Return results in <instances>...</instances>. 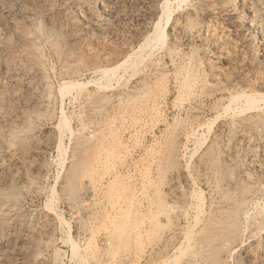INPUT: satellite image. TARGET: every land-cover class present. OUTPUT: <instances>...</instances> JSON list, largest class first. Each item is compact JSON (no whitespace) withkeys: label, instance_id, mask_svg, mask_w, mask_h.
Returning <instances> with one entry per match:
<instances>
[{"label":"rangeland","instance_id":"1","mask_svg":"<svg viewBox=\"0 0 264 264\" xmlns=\"http://www.w3.org/2000/svg\"><path fill=\"white\" fill-rule=\"evenodd\" d=\"M165 1L174 19H182L174 43L169 26L165 42L154 40ZM217 7L214 0H0V148L23 155L14 174L17 189L7 194L0 220L10 228L20 224L32 244L23 246L18 259L15 250L10 264H161L168 257L171 262L184 231L194 233L225 211L224 195L239 194L238 185L254 189L241 195L251 214L264 209V162H256L259 151L250 152L263 128L247 121L253 112L231 117L219 111L228 98L227 80L264 81V52L253 59L250 51L260 48V37L252 42L248 25L239 27ZM126 59L104 77L103 68ZM66 82L76 85L62 95ZM214 143L216 168L214 157H203ZM232 147L244 156L248 181L232 170ZM27 148L40 155L31 160ZM81 161L85 166L78 172L74 164ZM71 173L75 196L64 190ZM48 200L55 201L51 212ZM258 235L264 243V228ZM68 239L77 245L76 254Z\"/></svg>","mask_w":264,"mask_h":264},{"label":"bare ground","instance_id":"2","mask_svg":"<svg viewBox=\"0 0 264 264\" xmlns=\"http://www.w3.org/2000/svg\"><path fill=\"white\" fill-rule=\"evenodd\" d=\"M185 0H180V2H184ZM215 3H217L218 5V9L221 10L224 9L223 11H226L229 14V17L232 20H236L237 24L239 27H247L246 25H248V28L251 29L250 38H252V42L255 41V35L259 36L261 40V45L260 48L257 46V48L255 47L256 44H254V49L252 48V50L250 51V54L252 55L253 59L257 58L259 55V50L264 52V0H214ZM207 4V3H206ZM205 5V4H204ZM212 5V4H211ZM215 6V4H214ZM162 17L160 19H158V22H156V24L154 25V33L156 35V38L154 40H157L159 43L160 42H165L166 40V32H165V27L169 26L170 28V33L168 34V36H170L171 41L174 43L177 41L178 39V31L181 29L180 27V17L178 16V18L173 17L172 12H171V8H170V4L168 3V1H165L162 5ZM215 8V7H214ZM180 9V8H179ZM216 9V8H215ZM217 10V9H216ZM218 11V10H217ZM225 12V13H226ZM19 13V12H18ZM183 15V14H182ZM213 15V14H212ZM207 16V15H206ZM187 17V16H186ZM189 17V16H188ZM228 17V16H227ZM162 18L165 19V22L163 23ZM192 19V18H191ZM231 20V21H232ZM182 21V19H181ZM194 21V20H193ZM191 22L194 23V22ZM201 21V20H200ZM183 22H186L187 24V18H184ZM235 22V21H234ZM170 23V25H169ZM196 23V22H195ZM194 23V24H195ZM212 23V22H211ZM184 24V23H183ZM182 24V25H183ZM185 24V25H186ZM193 24V25H194ZM235 24V25H237ZM27 25V24H26ZM183 25V26H185ZM192 25V26H193ZM197 25V24H196ZM215 25V24H214ZM213 27V25H212ZM211 27V28H212ZM237 27V26H236ZM186 28V27H185ZM188 28V27H187ZM37 29V27H36ZM183 30V29H182ZM191 30V29H190ZM213 30V29H212ZM243 30V29H241ZM245 30V29H244ZM187 31V30H186ZM182 32V31H181ZM185 32V31H183ZM182 32V33H183ZM188 32V31H187ZM208 32V31H207ZM228 32V31H227ZM239 32V31H238ZM6 33V32H5ZM190 33V32H189ZM201 33V32H200ZM241 33V31H240ZM238 33V34H240ZM243 33V32H242ZM247 33V32H246ZM245 33V34H246ZM185 34V33H184ZM207 34V33H206ZM213 33L209 34L211 36ZM222 34V33H221ZM244 34V33H243ZM244 35H242V37H246ZM186 35H188L186 33ZM186 35H183L186 36ZM207 36V35H206ZM223 36V35H221ZM182 37V36H181ZM189 37V36H188ZM220 37V35L218 36ZM217 37V38H218ZM258 37V38H259ZM187 38V37H186ZM205 38V37H204ZM203 38V39H204ZM208 38V37H207ZM213 38V37H212ZM225 38V36H224ZM228 38V37H227ZM248 38V37H246ZM245 38V40H246ZM249 38V39H250ZM185 39V38H184ZM210 39V38H209ZM221 39V37H220ZM219 39V40H220ZM240 39V38H239ZM248 39V40H249ZM254 39V40H253ZM179 40L184 41L183 39L179 38ZM188 40V39H187ZM206 40V39H205ZM215 40V39H214ZM213 40V42H214ZM217 40V39H216ZM215 40V41H216ZM218 40V41H219ZM222 40H226V39H222ZM229 40V38H228ZM238 39H236L237 41ZM244 40V39H242ZM181 41V42H182ZM189 41V40H188ZM186 41V43L188 42ZM210 40H208L209 42ZM212 41V40H211ZM227 41V40H226ZM235 41V42H236ZM156 42V41H155ZM229 42V41H228ZM227 42V43H228ZM243 42V41H241ZM245 42V41H244ZM179 43V42H178ZM185 43V42H184ZM210 43V42H209ZM222 43V42H221ZM220 43V44H221ZM234 43V42H233ZM232 43V44H233ZM248 43V42H246ZM250 43V42H249ZM156 44V43H155ZM177 44V43H176ZM207 44V43H206ZM214 44V43H213ZM224 44V43H223ZM231 44V45H232ZM29 45V44H27ZM219 45V44H217ZM228 45V44H227ZM226 43L224 46H227ZM240 45V44H239ZM242 45V43H241ZM240 45V46H241ZM30 46V45H29ZM32 46V45H31ZM211 47V45H209ZM221 46V45H219ZM223 46V45H222ZM233 46V45H232ZM157 47V46H156ZM213 47V46H212ZM231 47V46H230ZM206 48V47H205ZM208 48V46H207ZM219 48V47H218ZM193 49V48H192ZM212 49V48H211ZM211 49H206L205 50V56L209 55L212 57L211 55ZM220 49V48H219ZM218 49V50H219ZM223 49V47H222ZM222 49H220V51H222ZM231 49V48H230ZM228 49V50H230ZM175 50V49H174ZM235 50V49H234ZM244 50V49H243ZM250 50V47H249ZM117 51V50H115ZM194 51V50H193ZM241 51V49H240ZM240 51H236L238 53H240ZM217 52V51H216ZM227 51H225L226 53ZM230 52H232L230 50ZM247 52V51H246ZM249 52V51H248ZM247 52V53H248ZM223 53V52H221ZM218 54V53H217ZM229 54V53H228ZM233 54H235V52H233ZM232 54V55H233ZM243 53H240L238 55H240L243 58ZM204 55V54H203ZM213 55L214 51H213ZM224 54H222L221 56H223ZM245 55V54H244ZM204 56V57H205ZM210 56H207L206 59H208V64L211 63L212 59L210 58ZM180 58V57H179ZM203 58V57H202ZM216 58V57H215ZM214 58V59H215ZM218 58V57H217ZM221 58V57H220ZM227 58V55L226 57ZM229 58V56H228ZM227 58V59H228ZM231 58V57H230ZM232 58H234L232 56ZM259 58V57H258ZM119 59V57H118ZM128 59V58H127ZM126 59V61H123L119 64L110 66L109 68L105 67V69L103 68V70L101 71L102 74L104 75V77L109 73H112L114 70L117 71V69H119L120 67H122L124 64H126L128 62V60ZM192 59V58H191ZM204 59V58H203ZM211 59V60H210ZM239 59V57H238ZM247 59V57H246ZM244 58V60L242 59V62L246 60ZM117 60V59H116ZM220 59L218 58V61ZM224 60V59H223ZM229 60V59H228ZM233 60V59H232ZM241 60V58H240ZM190 61V60H189ZM192 61V60H191ZM202 61V60H201ZM200 61V62H201ZM227 61V60H226ZM234 61V60H233ZM254 61V60H253ZM251 61V62H253ZM111 62V61H110ZM117 62V61H116ZM199 62V60H198ZM210 62V63H209ZM216 62V59H215ZM230 62V61H229ZM241 62V61H239ZM250 62V60H249ZM255 62V61H254ZM35 63V62H34ZM190 63V62H189ZM197 63V62H196ZM228 63V62H227ZM108 64V63H107ZM187 64V63H186ZM192 64V63H191ZM200 64V63H199ZM202 64V63H201ZM203 64H206V62H204ZM202 64V65H203ZM253 64V63H252ZM207 65V64H206ZM245 65V64H244ZM249 65L251 66V64L249 63ZM105 66H107L105 64ZM185 66V65H184ZM191 66V65H190ZM194 66V65H192ZM198 66V65H197ZM242 66V65H241ZM247 66V65H246ZM261 66V65H260ZM187 67V66H186ZM216 67V65H215ZM214 67V68H215ZM245 67V66H244ZM185 68V67H184ZM195 68V67H194ZM204 68V65H203ZM202 68V70H203ZM67 69V68H66ZM205 69V68H204ZM209 70V68H207ZM213 69V68H212ZM65 70V69H64ZM181 70V69H180ZM183 70V69H182ZM201 70V71H202ZM216 70V68L214 69ZM228 70V69H227ZM234 70V69H233ZM248 70V68H247ZM193 71V69H192ZM230 71H232L230 69ZM229 71V72H230ZM68 72V71H67ZM183 72V71H182ZM203 72V71H202ZM214 72V71H213ZM233 73L236 72L235 70L232 71ZM184 73L185 76L184 80H188V75L190 77V72L187 70V68L184 69ZM205 73V72H203ZM208 73V72H207ZM252 73V72H251ZM215 74V73H214ZM231 74V73H230ZM242 74V73H241ZM261 74V73H260ZM184 75V74H182ZM195 75V73H194ZM209 75V73H208ZM238 75V74H237ZM257 75V74H256ZM197 76V75H196ZM199 76V75H198ZM210 76V75H209ZM233 76V74H232ZM239 76V75H238ZM246 76V75H244ZM243 76V77H244ZM194 78V76H191V78ZM214 77V76H213ZM242 77V78H243ZM254 77V76H253ZM258 78L260 76H257ZM187 78V79H186ZM192 78V79H193ZM204 78V77H203ZM230 78V77H229ZM246 78V77H244ZM250 77L248 76V79ZM256 78V76L254 77V79ZM258 78L255 79V82L251 79H240L241 81H235V85H231L234 81L232 80H227L229 81V94H228V98L225 100L224 103H222L220 110L219 111H223L224 113H227L229 115H231V117H235V116H240V115H245L247 113H251L253 112V115L249 116L247 118V121L250 122V124L252 126H254V128H263V130L259 131L258 135H256V140H255V144L253 145L254 147L252 149H250V152H255V151H259V158L258 161L256 160V162H258V164L260 162H264V84L262 83L261 80L256 81ZM18 79V78H17ZM198 79V78H197ZM218 79V78H217ZM235 79V78H234ZM237 79V78H236ZM260 79V78H259ZM20 80V79H19ZM191 80V79H189ZM195 80V79H194ZM223 80V79H222ZM226 81V82H227ZM264 82V81H263ZM183 83V80H182ZM186 83V82H184ZM183 83V84H184ZM191 83V81H190ZM196 83V82H195ZM194 83V84H195ZM17 84V83H16ZM63 84V83H62ZM144 84V83H143ZM76 84L75 83H70V82H66L64 83L61 87H60V93H62V95L66 92L69 93L70 90L74 89V86ZM78 87H80L79 89H81V87H83V84H77ZM192 85V84H191ZM47 86V85H46ZM226 87L228 86L225 85ZM182 87V86H181ZM224 87V86H223ZM33 88V87H32ZM84 88V87H83ZM76 89V87H75ZM247 89V90H246ZM78 90V89H77ZM184 90V89H183ZM227 93V92H226ZM182 95V94H181ZM8 96V95H7ZM222 99V98H221ZM220 99V100H221ZM220 103V102H219ZM60 118H61V122L63 124V128L67 127V121L65 118L64 113L60 112ZM194 118V117H193ZM232 119V118H231ZM237 121V120H236ZM232 122V121H231ZM65 126V127H64ZM233 128V127H232ZM68 132V129H67ZM15 135V134H14ZM17 135V134H16ZM230 136V135H229ZM233 136V135H232ZM16 137V136H15ZM234 137V136H233ZM12 139H14V137H11ZM11 139V140H12ZM7 141V140H6ZM15 144L18 143L17 139L13 140ZM17 141V142H16ZM20 142V141H19ZM22 143V142H21ZM216 143L209 145V147H207L206 149V153L203 154V157H206V155L209 157H214L213 160V167L216 168L219 166V158L218 155H216L215 151H216V146H214ZM239 145V143H237ZM229 145V144H228ZM7 147V146H6ZM59 147V146H58ZM12 148V147H11ZM23 148V147H22ZM224 148V147H223ZM236 147H232L233 154L231 155V165L233 166L234 171L237 172V176L241 175L243 176L246 181H248V173L246 171V169L244 168L245 165V161H244V156L240 155L239 153L237 154V151L235 150ZM28 149V148H27ZM36 149V148H35ZM26 150V149H25ZM241 150V149H240ZM218 151V150H217ZM12 152V151H10ZM9 150H7L6 148H0V215L2 213H4L6 211V206L5 203L6 201V197L7 194L9 192H14L17 186V179L16 176L14 174L17 173V171L22 167L23 165V155L18 154V156H16L13 153H10ZM219 152V151H218ZM217 152V153H218ZM240 152V151H239ZM35 152L34 149L29 148L28 150L25 151V156L28 155V157L31 158V160H33L35 157H38L40 155V153ZM49 153V152H48ZM216 155V156H214ZM220 155V154H219ZM222 155V154H221ZM216 157V158H215ZM33 158V159H32ZM229 158V156H228ZM207 159V158H206ZM212 159V158H211ZM85 161V160H84ZM83 161V162H84ZM82 161L78 162L76 164H74L75 169L80 172L84 169V163ZM224 163V162H223ZM260 163V164H262ZM25 164V163H24ZM250 164V166H248ZM247 166L251 167L253 164V161L250 162ZM30 166V165H29ZM258 166V165H257ZM261 166V165H260ZM264 166V165H263ZM12 167V168H11ZM32 167H34L33 169H37V167H39L37 164H34ZM11 168V169H10ZM72 168V166L70 167ZM220 168V167H219ZM223 168V167H222ZM225 168V167H224ZM228 168V167H227ZM230 168V167H229ZM228 168V169H229ZM256 168V167H254ZM25 169V168H24ZM73 169V168H72ZM227 170V169H226ZM75 171V170H74ZM228 171V170H227ZM226 171V172H227ZM24 172V171H23ZM68 172V171H67ZM73 172V170L71 171ZM224 172V171H223ZM215 173V172H214ZM228 173V172H227ZM261 173V172H260ZM72 174V173H71ZM67 174L66 176V180H65V185H64V190L67 192L68 195L70 196H75V194L77 193L76 191H78L77 189V184H76V180L73 176V174ZM239 174V175H238ZM228 175V174H227ZM215 176V174H214ZM229 176V175H228ZM234 176V175H233ZM241 177V178H243ZM243 178V179H244ZM244 179V180H245ZM27 181V180H26ZM31 183V182H30ZM244 183V182H243ZM20 184V183H19ZM236 184V185H235ZM235 187L237 186V182L235 183ZM31 186V185H30ZM239 186V194L237 192L236 198L235 195H224V199L227 201L225 203H227L226 206V210L219 213L218 216L216 217H209L207 220L203 221L201 225V227H199V229L194 232V233H189L186 231H184L183 234V239L182 242L180 243V245L175 249V256L173 257L174 262L178 261V264H264V243H262V241L260 240L258 234L260 233V231H262V229L264 228V209L262 210H258L255 211L254 214H251L250 210H249V206H248V202H245L244 198H241L244 193H248L249 195L254 192L252 188L248 187L247 184H240ZM256 188V187H255ZM259 188V187H258ZM257 188V190H258ZM256 190V189H255ZM260 191V189L258 190ZM262 191V189H261ZM15 194V193H14ZM254 194V193H253ZM198 196V203L196 206L197 209V218H200V216L202 217L204 215V209H203V198L201 196L200 193L196 194ZM247 195V194H245ZM243 195V196H245ZM11 196V195H10ZM16 196V195H15ZM14 196V197H15ZM238 196H240V199L238 198ZM248 196V195H247ZM13 197V195H12ZM13 197V198H14ZM234 197V198H233ZM12 198V199H13ZM17 198V197H16ZM247 198V197H246ZM221 199V198H220ZM248 199V198H247ZM49 201V200H48ZM248 201V200H247ZM50 202V203H49ZM46 206V212L47 210H49V212H51L52 210V202H55L53 200L49 201ZM255 202V201H254ZM250 203V202H249ZM252 203V202H251ZM54 205V204H53ZM154 205V204H153ZM262 205V204H261ZM213 206V205H212ZM254 206L256 207V204H254ZM15 208V207H14ZM251 208V207H250ZM253 208V206H252ZM263 208V207H262ZM10 209V207H9ZM12 209V207H11ZM259 209V208H258ZM158 211V210H157ZM9 212V211H8ZM150 216H154L155 213V209H150ZM50 214V213H49ZM5 215V214H4ZM157 217V216H156ZM196 218V219H197ZM201 219V218H200ZM199 219V220H200ZM6 220V219H5ZM198 220V219H197ZM12 221V220H11ZM65 221V220H64ZM13 222V221H12ZM60 222H63L62 219H60ZM15 223V222H14ZM18 223V221L16 222V224ZM38 223V222H37ZM153 223V222H152ZM195 223V222H194ZM15 224V225H16ZM11 225V224H10ZM10 225L7 224L6 222H4V220H0V264H10L11 259L13 258V254L14 251L17 252L15 254V256H20V252L21 249L23 248V246H28V245H32L31 244V238H29V236L27 234H22L20 232V229L17 228L18 226L21 227L20 224H18V226H13V228H10ZM186 227V226H185ZM28 231V230H27ZM51 231V230H50ZM259 231V233H258ZM23 232V231H22ZM258 233V234H257ZM30 234V233H29ZM33 234V233H32ZM42 234V233H41ZM140 234V233H139ZM139 234L137 236H139ZM47 236V235H46ZM171 238V237H170ZM249 238L253 239L255 238V241L252 244H249V246H245V241L248 240ZM46 239V237H45ZM48 239V238H47ZM33 240V238H32ZM50 240V239H49ZM69 240V239H68ZM172 240V239H171ZM70 241V240H69ZM48 242L47 241V246H48ZM245 243V244H244ZM28 244V245H27ZM35 244V243H34ZM33 244V245H34ZM50 244V243H49ZM108 244V243H107ZM70 245H71V249L73 251L74 254H76L75 252H78L77 249V245L71 240L70 241ZM30 248V247H29ZM28 248V250H29ZM35 248V247H31ZM165 248V247H164ZM27 249V248H26ZM30 249V251H31ZM44 251V250H43ZM23 252V251H22ZM25 252V251H24ZM57 252V251H55ZM36 253V252H33ZM26 254V253H24ZM30 254V253H29ZM56 254V253H55ZM54 254V255H55ZM17 257L20 258V257ZM22 256V254H21ZM24 256V255H23ZM151 256V255H150ZM25 257V256H24ZM28 258H30L29 256H27ZM166 257V256H165ZM26 258V257H25ZM75 258V257H74ZM152 259V258H151ZM31 260V258H30ZM173 260L170 262V257H168L167 259H163L161 264H172ZM27 261V260H26ZM76 261V260H75ZM151 261V260H150ZM157 261V260H156ZM31 262V261H29ZM85 262V261H84ZM152 263V262H151ZM153 263L155 264L156 262L153 261ZM21 264V263H20ZM38 264V263H37ZM77 264V263H76ZM149 264V263H147ZM175 264V263H173Z\"/></svg>","mask_w":264,"mask_h":264}]
</instances>
